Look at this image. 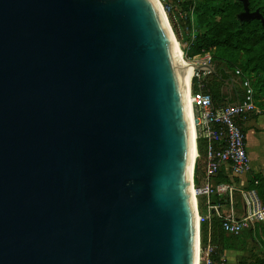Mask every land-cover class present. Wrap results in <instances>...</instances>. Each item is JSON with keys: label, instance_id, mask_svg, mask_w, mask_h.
I'll list each match as a JSON object with an SVG mask.
<instances>
[{"label": "water", "instance_id": "water-1", "mask_svg": "<svg viewBox=\"0 0 264 264\" xmlns=\"http://www.w3.org/2000/svg\"><path fill=\"white\" fill-rule=\"evenodd\" d=\"M162 10L0 0V264H195L185 74Z\"/></svg>", "mask_w": 264, "mask_h": 264}, {"label": "built area", "instance_id": "built-area-1", "mask_svg": "<svg viewBox=\"0 0 264 264\" xmlns=\"http://www.w3.org/2000/svg\"><path fill=\"white\" fill-rule=\"evenodd\" d=\"M175 37L181 46L183 57L189 64L212 62L210 51L188 55L190 45L196 38L195 9L197 0H159ZM177 24V35L173 24ZM187 45H182L185 36ZM235 74L241 76L243 95L240 102L216 104L206 88L210 70L193 67L189 98L195 120L197 157L193 172V191L197 200L200 225H208L206 245L199 242V264H228L226 252L213 239L212 220L226 235L256 233L264 227V203L259 192L260 180L247 173L251 169L248 135L241 118L261 112L255 89L250 78L240 68ZM203 144L204 153L199 152ZM202 157L200 171L196 177V161ZM237 197L239 200H237ZM203 210V211H202Z\"/></svg>", "mask_w": 264, "mask_h": 264}, {"label": "trees", "instance_id": "trees-1", "mask_svg": "<svg viewBox=\"0 0 264 264\" xmlns=\"http://www.w3.org/2000/svg\"><path fill=\"white\" fill-rule=\"evenodd\" d=\"M251 10L259 9L264 15V0H250ZM243 10V4L239 0H197L195 9L196 38L190 45L188 55L194 56L210 51L212 62L216 65L218 74H212L207 80L206 88L211 92L216 104L222 98L221 82L235 73L240 68L245 77L251 79L256 97L264 98V24L260 19L241 20L239 13ZM173 27L178 34L177 24ZM189 41V36H185ZM215 49L214 52L212 50ZM238 62L241 66L238 65ZM252 81V79H251ZM264 100V99H263ZM243 119L241 118V122ZM243 123V122H242ZM245 132L246 127H243ZM199 152L204 153L203 144H199ZM201 168V158L196 161V177ZM259 192L264 203L262 184H259ZM213 241L218 242L223 249L236 248L234 245L224 247V242L232 237L240 235H226L219 228V222L212 220ZM249 236L253 232H247ZM208 225H201L202 243L207 242ZM220 238H223L222 241Z\"/></svg>", "mask_w": 264, "mask_h": 264}, {"label": "rangeland", "instance_id": "rangeland-1", "mask_svg": "<svg viewBox=\"0 0 264 264\" xmlns=\"http://www.w3.org/2000/svg\"><path fill=\"white\" fill-rule=\"evenodd\" d=\"M177 40L178 46L181 49V46ZM182 45H187L186 40L182 41ZM182 50V49H181ZM215 49L212 50L214 52ZM238 65L241 66L238 62ZM253 82V77H251ZM212 80V78H211ZM259 106L264 107V100L258 101ZM264 114V110L261 111L260 115ZM256 118H252L250 120L254 121ZM264 121V117L260 116L257 120L258 126L260 123ZM253 130L249 132V144H250V157L252 163V169L249 170L247 176L251 178H258L260 183L262 184V191L264 192V133L255 134V129L260 130V127H257L255 123H253ZM256 127V128H255ZM264 131V130H263ZM203 155V154H201ZM202 163V157H201ZM261 172V173H255ZM264 197V195H263ZM237 200L239 198L237 197ZM203 211V210H202ZM223 238H220L222 241ZM200 241L201 239V227H200ZM208 241V235H207ZM207 243V242H206ZM202 243V245H206ZM224 247H229L230 245H234L236 248H229L226 252L228 258V264H264V227L258 228L256 233H253L252 236L247 234V231L243 232L240 237H232L228 241L224 242ZM200 258V256H199ZM199 261V260H198Z\"/></svg>", "mask_w": 264, "mask_h": 264}, {"label": "crops", "instance_id": "crops-1", "mask_svg": "<svg viewBox=\"0 0 264 264\" xmlns=\"http://www.w3.org/2000/svg\"><path fill=\"white\" fill-rule=\"evenodd\" d=\"M211 78V76H210ZM232 79V80H231ZM235 82V84H234ZM221 90H222V98L219 101L218 104H226V103H235L238 102L239 99L242 98L243 95V86L241 84V76L230 72V76L227 77V79L222 80L221 82ZM264 98H261L260 100H263ZM261 108V107H260ZM264 110V107L261 108V111ZM261 112H259L258 114L255 115H250L247 118L243 119V125L244 127H246L247 129V135H248V143H249V132L251 130H253V123H255V125H257V127H260V130L257 131V129H255L254 133L255 134H260V133H264V121H262L260 123V126H258V118L260 116L264 117L263 115H260ZM251 117L256 118L254 119V121L250 120ZM256 128V127H255ZM249 148H250V144H249ZM252 161V160H251ZM251 165V169H252V163H250ZM255 173H261V172H255ZM228 251V250H227Z\"/></svg>", "mask_w": 264, "mask_h": 264}, {"label": "bare ground", "instance_id": "bare-ground-1", "mask_svg": "<svg viewBox=\"0 0 264 264\" xmlns=\"http://www.w3.org/2000/svg\"><path fill=\"white\" fill-rule=\"evenodd\" d=\"M158 5L160 6V9L162 10V6L159 2V0H156ZM163 11V10H162ZM170 31L172 41L175 47V51L178 57L179 64L185 74V82H186V94H187V104H188V112H189V120H190V129H191V165L193 166V163L197 157V146H196V134H195V120L193 117V111H192V105L189 98L190 93V85H191V78L193 74V66L186 62V60L183 57V52L178 46L177 40L175 39V36ZM193 199L195 201V197L193 196ZM199 220V216H198ZM199 244H197V252H196V258H195V264H199Z\"/></svg>", "mask_w": 264, "mask_h": 264}]
</instances>
